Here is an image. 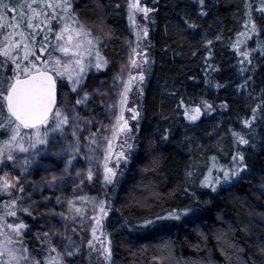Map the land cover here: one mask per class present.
<instances>
[{
  "label": "trees",
  "instance_id": "1",
  "mask_svg": "<svg viewBox=\"0 0 264 264\" xmlns=\"http://www.w3.org/2000/svg\"><path fill=\"white\" fill-rule=\"evenodd\" d=\"M52 2L57 0H47L45 7ZM69 3L67 11L63 7L44 11L47 40L41 46V33L31 38L32 51L44 48L54 53L58 48L54 46L61 44L55 41L56 33L66 23L79 30V15L109 34L112 51L123 58L131 0ZM146 4L151 9L145 38L149 50L139 118L126 159L115 167L113 183L101 189L110 207L102 229L113 264H264L259 251L264 247V2L146 0ZM10 31L4 27L0 38ZM82 31L87 33L84 26ZM76 35L75 45L83 46L88 36ZM16 54L17 61L22 59ZM6 70V64H0V81L9 77ZM101 75L97 73L90 86ZM61 92L59 84L57 106ZM201 102L217 109L188 120L187 106ZM253 109L256 118L246 126ZM0 110L4 122L8 113L2 98ZM233 133L249 143L240 144ZM7 135L0 129V143ZM239 154L245 167L224 183L223 170L240 168L233 160ZM217 178L222 182L215 191L205 186ZM14 195L15 187H10L8 205ZM173 213L179 219L172 218ZM6 218L7 224L28 226L20 245L40 253L33 214L17 212ZM79 255L80 264H98L92 243ZM46 256L55 263L59 259L52 250Z\"/></svg>",
  "mask_w": 264,
  "mask_h": 264
},
{
  "label": "rangeland",
  "instance_id": "2",
  "mask_svg": "<svg viewBox=\"0 0 264 264\" xmlns=\"http://www.w3.org/2000/svg\"><path fill=\"white\" fill-rule=\"evenodd\" d=\"M3 2L11 10L9 13L6 9L0 10L9 14L0 20V24L17 23L21 11L31 15L26 7L22 8L21 6L25 3H32V0H3ZM46 2L47 0H37L33 7L44 14V11H49V8L45 7ZM54 3L52 2V4ZM140 6L150 9L146 0H140ZM127 11L129 13V8ZM149 13L145 17L143 13L135 12L133 17L135 23L129 18V39L124 44L123 58H119L117 52L112 51L110 46L112 39L109 34L98 30L79 15H77V19L88 33V39L82 42L84 47L81 46L78 49L75 47V43L78 42V38L74 37L75 31L65 34V40L68 35L73 37L72 42L67 46L71 52L79 53L78 56L74 57L71 54L65 56L56 48L54 53H51V57L46 51L40 53L33 51L36 56L40 57L38 61L34 57H29L41 70L47 69L54 73L58 84H61L62 103L56 108L67 115L68 123L55 131H53L56 125L55 119H50L48 124L41 126L39 131L41 138L46 139L44 144L36 143L35 130L21 129V135L26 133L27 136L19 143H22L28 151H20L14 146L16 143L14 142L12 146L13 159H6L7 148L5 149V158L0 159V178L7 177L16 185L13 197L16 201L14 208L6 209L4 207V205H8L5 198L8 193L0 192V216H4V219L8 220L6 217L13 216H6L5 212L13 211V209L16 213L33 214L38 227L35 235L41 252L36 253L32 249L21 246L22 238L26 236L17 237L7 227H4L3 232L12 238L13 243L7 244L6 236L0 235V245L7 244V247L14 249L27 248L26 254L30 257L27 264H31L33 258L39 260L40 264H80L79 254L89 244V241L94 246L98 264H113L112 251L109 260H105L101 255L104 247L110 248L102 229V221L108 215L110 207L106 198L101 195V189L108 188L109 185L104 181L105 167L115 170L118 163L124 159L119 156V153L123 152L124 157L128 154L133 137L132 127L139 118V98L143 85V79L141 80L140 76L145 73L149 50L143 30L147 29L148 33ZM13 17L16 19L14 20ZM40 18L33 21L35 25H39L34 32L24 25L15 30L10 27L12 30L10 33L23 31L26 37L21 48L14 51L13 55L17 56L16 53H19L23 57V44H28L32 50L30 39L33 36L37 37L43 27L38 21ZM2 30L3 28H0L1 36ZM11 39L20 40V36L12 35ZM55 41L61 44L65 42L58 41L56 38ZM4 43L5 39L0 38V47H3ZM87 45L88 48H86ZM120 51L122 52V50ZM97 52L107 61V65L100 69L95 67ZM57 57L61 62L59 68L54 62ZM17 58L19 57L17 56ZM75 59H81V63L84 65L82 73L78 68H75ZM44 61L48 62L47 65ZM17 62L21 63L22 68L31 66L28 61H23L21 58ZM0 64H6L8 75H13L12 69L15 68V65L10 60L0 56ZM65 64L70 66L66 69L64 68ZM57 71L64 74L57 75ZM97 73H102L103 77L90 86ZM69 75L72 77L71 80ZM77 78L80 79V83L73 91V81ZM129 82L130 90L127 92L126 102L122 104V93H124L125 85ZM78 100L82 102L77 103ZM205 105L210 104L192 103L187 106L186 111L188 115H191L193 114L192 110L199 107L200 117L217 109L212 105L210 108ZM121 116L123 119H120ZM133 116L136 118L133 119ZM125 120L127 129L120 132L118 129ZM45 132H47L46 137L44 136ZM93 139L96 143H92ZM8 140L9 132L7 138L0 143V147H4ZM32 144H35V147H32ZM89 174H91V179H89ZM54 176L57 179L53 180ZM20 188H23V191H20ZM69 201L76 208H80L82 214H77ZM101 204H103L104 212L100 211ZM24 208H27L28 211H22ZM61 213L63 216L60 215ZM0 223L3 222L0 221ZM93 230H95V235ZM45 233L48 235L44 236ZM52 249H55L59 256L56 263L46 256ZM68 251L73 252V255L68 256L66 254ZM3 259L6 261L7 257L5 256Z\"/></svg>",
  "mask_w": 264,
  "mask_h": 264
},
{
  "label": "snow or ice",
  "instance_id": "3",
  "mask_svg": "<svg viewBox=\"0 0 264 264\" xmlns=\"http://www.w3.org/2000/svg\"><path fill=\"white\" fill-rule=\"evenodd\" d=\"M201 4H203V0H199ZM264 2V0H262ZM37 3V0H32V3H25L22 5V8H27L31 15L28 13L21 11L19 16L20 19L15 24H0V28L4 27H11L14 30L20 29L22 25H24L27 29H32L33 32L39 25H35L33 23L34 19L39 18L43 13L38 11L37 8L33 7V4ZM47 7L54 8V7H63L65 11H67L71 4L69 3V0H57L54 4H47ZM8 5L3 2V0H0V10L7 9ZM264 10V9H262ZM15 11V9H13ZM151 11V9L144 8L140 6V0H132V2L129 4V18L133 20V23H135L133 17L135 12H141L147 17L148 13ZM6 15V12L0 11V20L4 19V16ZM15 20L16 17H13ZM51 19H55V17H51ZM71 23H77V21L72 20ZM83 26H80V29H70L69 25L66 23L61 28L59 32L56 33V39L58 41H65L63 44H59L58 51L63 53L65 56H69L70 54L72 56H78L79 53L77 52H71L70 48L67 46L69 43L72 42L73 37L71 35L67 36V40H65V34L69 33L71 31H75L77 36L79 35H87L86 32H83ZM48 31H52L51 27L48 28ZM252 31H255V24L252 25ZM147 29L143 30V35L147 36ZM12 35H19L20 40H12ZM139 36V33H137ZM243 35V34H241ZM26 39L25 34L23 31L20 32H13L9 33V35L5 36V43L3 47H0V56L5 57L6 59L10 60L14 65L15 68L12 69L13 75L5 78L4 80L0 81V98L3 99L4 105L7 109L8 116L5 118L4 122H0V129L7 130L9 132V140L5 142L4 147H0V159L5 158V149H8V155L6 159H13L12 156V146L14 142V146L18 148L22 152H27L28 149L24 148L22 143H19V141H23L27 134L21 135V129H33L35 130V137H36V143L44 144L46 143V139L41 138V133L39 131L40 127L43 125L48 124L50 119L56 120V129H60L62 125L68 123V117L67 115H64L58 108H55V80L53 79L52 75L49 74V71L47 69L41 70L39 67H37L36 63L33 60H30L29 57H34L35 60H40L39 56H36L35 53L29 48L28 44H23L24 48V54H23V61H28L29 66L21 67V63L17 62L18 58L17 56L13 55V52L16 50H19L21 48V45ZM34 39V36H33ZM45 40H47V36H45ZM91 43V41H89ZM209 43H211L209 41ZM75 47L78 49L80 47L79 44H76ZM41 52H44L45 49L41 48ZM91 54V53H89ZM243 55H247L244 53ZM97 62L95 64V67L97 69L103 68L107 65V61L99 55L97 52ZM49 57H51V53H49ZM55 65L57 68L60 66V59L57 57L55 58ZM45 65H47V61H44ZM75 68L79 69V72L82 73L84 71V65L81 63V59H75L74 60ZM133 64H135V61H133ZM70 65L65 64L64 68H68ZM75 68L73 69L75 71ZM56 70V69H53ZM64 73L57 71V75H63ZM23 77V78H21ZM69 79L71 80L72 77L69 75ZM140 79H143V76H140ZM80 83V79L77 78L73 81V91L76 90V85ZM130 90V82L129 84L125 85L124 93H122V100L121 103H125L127 99V92ZM6 92V95L4 94ZM82 101H77V103H81ZM206 107H211L210 105H205ZM256 110L253 109V116L251 120H245L244 124L246 126H250L252 120L256 118L255 116ZM191 115H188L186 111L187 118L189 120H196L199 117L200 114V108L197 107L192 110ZM3 116V111L0 110V117ZM133 119L136 117L133 116ZM120 119H123L121 116ZM11 126V127H9ZM127 129V121L125 120L122 125L119 127V131L123 132ZM75 135V132L73 133ZM115 135V133H114ZM237 137V140L240 144H248L249 141L245 139L243 136H241L239 133H233ZM44 136H47V132L44 133ZM31 139V138H29ZM92 143H96L95 139L92 140ZM32 147H35V144L31 145ZM131 147V145H129ZM119 156L121 158L124 157V153H119ZM234 161H239L240 168L236 170H223V182L227 183L230 181L234 176L238 175L239 171L243 170L245 167L243 165L244 157L242 154H239L238 156L233 157ZM116 176V172L113 168L105 167V175H104V181L107 183H113L114 177ZM57 179L55 176L53 177V180ZM89 179H91V174H89ZM222 181L221 179L217 178L214 183L211 184H205V186L212 187V190L215 191V185L220 184ZM10 187H16L15 183H12L7 177L0 178V192L8 193ZM20 191H23V188H20ZM69 204L72 205V208H75V212L77 214H82V211L80 208H76L74 204H72L71 201H69ZM16 205V201H11L10 205H4V207L7 209L9 207L14 208ZM71 210V209H70ZM22 211L27 212L28 209L24 208ZM100 211L104 212L103 204L100 205ZM16 211H6V216H16ZM30 214V213H29ZM63 216V213L60 214ZM172 218L179 219V215L173 213L170 214ZM0 221L3 223H0V235L6 236L7 244L13 243V240L11 237L7 235V233L3 232L4 227H7L8 229H11L13 233L16 234L17 237H22L23 230L26 229L28 226L23 223L19 224H7L4 216H0ZM93 234L95 235V230H93ZM48 234L45 233L44 236H47ZM19 242V241H17ZM91 241H89V245L91 246ZM7 244L0 245V264H27V262L30 260V257L26 254L28 252L27 248L21 247V248H9L7 247ZM52 251H55V249H52ZM259 251L264 254V247H261ZM68 256H72L73 252L68 251L66 253ZM101 255L104 256L105 260H109L111 257V249L108 247H104L103 251L101 252ZM7 257V260L5 261L3 258ZM31 264H40L39 260L32 259Z\"/></svg>",
  "mask_w": 264,
  "mask_h": 264
},
{
  "label": "flooded vegetation",
  "instance_id": "4",
  "mask_svg": "<svg viewBox=\"0 0 264 264\" xmlns=\"http://www.w3.org/2000/svg\"><path fill=\"white\" fill-rule=\"evenodd\" d=\"M56 3V2H55ZM56 7H54V9H55ZM7 11H9V10H11L10 9V7L8 6V8L6 9ZM5 12V11H4ZM41 18L38 20L39 21V23H40V25H42L43 27H42V29H40L41 31H40V37H39V40H40V43H41V46H44V44H45V36H46V33H45V21H44V14H42L41 16H40ZM54 21H58L59 19H57V17H55V19H53ZM56 36V35H55ZM57 85H58V87H59V84H58V82H57Z\"/></svg>",
  "mask_w": 264,
  "mask_h": 264
},
{
  "label": "water",
  "instance_id": "5",
  "mask_svg": "<svg viewBox=\"0 0 264 264\" xmlns=\"http://www.w3.org/2000/svg\"><path fill=\"white\" fill-rule=\"evenodd\" d=\"M49 74L52 75L53 79L55 80V101H56L55 108H56V105H57V102H58V85H57V80H56V77H55L54 73H52L51 71H49ZM141 75L144 76V73L141 74ZM21 78H23V77H21Z\"/></svg>",
  "mask_w": 264,
  "mask_h": 264
}]
</instances>
